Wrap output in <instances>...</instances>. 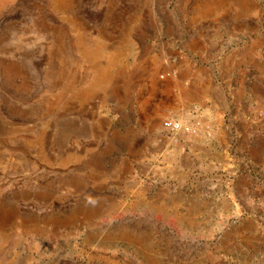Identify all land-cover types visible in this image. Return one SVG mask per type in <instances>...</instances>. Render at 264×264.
I'll list each match as a JSON object with an SVG mask.
<instances>
[{
    "label": "rangeland",
    "instance_id": "rangeland-1",
    "mask_svg": "<svg viewBox=\"0 0 264 264\" xmlns=\"http://www.w3.org/2000/svg\"><path fill=\"white\" fill-rule=\"evenodd\" d=\"M197 1L207 0H73L63 12L49 0L0 7V68L25 54L39 70L29 96L18 88L21 76L0 70V264H150L148 256L159 264H264V71L237 59L253 48L248 60L264 64V0H247L253 12L241 19L230 11L193 26L183 5ZM69 20L84 26L88 41L104 32L120 42L130 27L126 63L159 54L153 79L139 71L128 101L95 95L78 104L69 84L81 87L90 74ZM59 33L68 65L61 78L51 52ZM174 73L205 101L180 104ZM58 93L64 105L53 102ZM169 120L196 129L172 131ZM41 130L47 159L35 143ZM66 152L78 158L60 163ZM125 229L133 239L119 236Z\"/></svg>",
    "mask_w": 264,
    "mask_h": 264
},
{
    "label": "bare ground",
    "instance_id": "bare-ground-1",
    "mask_svg": "<svg viewBox=\"0 0 264 264\" xmlns=\"http://www.w3.org/2000/svg\"><path fill=\"white\" fill-rule=\"evenodd\" d=\"M5 2H6V0H0V7L2 5H5L4 4ZM49 3L57 11L63 12V11L69 10L71 8V6L73 4V0H49ZM43 7H44V5H43ZM183 7L186 8V11H187L186 13H188V14L190 13L189 24L193 25V26L197 25L198 23L204 22L203 20H205L207 18H210V17H213V18H219V17L224 18V17H226L227 14L230 13V11H232V15H233V17L235 19H241L244 16H246L249 12H253V11H251V7L248 5V1L247 0H207V1H197L195 4L185 3L183 5ZM1 8H3V7H1ZM254 9H252V10H254ZM254 13H256V12H254ZM63 14L64 13H62V15ZM98 17H95L96 20L98 19ZM139 17H140V15H139ZM139 17H137V18H139ZM135 18H136V16H135ZM99 19H101V18H99ZM71 20L73 21L74 19H71ZM71 20H69V21L71 22V25L73 26V29H74V31L76 32V35H77L76 36V44H77V47H78V50H79V54H80L81 58L85 61L86 70L90 74V78L88 79V81L86 80L87 83H85L81 87H75L74 84H72V83L69 84V89L71 90V96L78 102V104H84L86 101H88L90 98L94 97L95 95H99V98H100L101 102H104L107 99L109 100L110 98L115 99V100L120 101V102L121 101L123 102L124 100L128 101L129 99L132 98L133 91L136 89L137 84L133 83L134 82L133 79L136 78L137 75H139L138 74L139 71H141V70L145 71V72L148 71L150 76H151V80L153 79L154 71L150 70V65L156 63V61L160 58V56H158L159 54L158 55L157 54H153L152 56H149V58H148L149 60H147L149 63H146L147 61H146V59H144L145 53H143V52L142 53H138L139 56H137L134 59V61H132L130 64L126 63V57H127L128 54L131 53V51L133 49V40H132L131 34H130L131 31L129 29L130 27L127 28V30H124V34L121 36L122 38H121L120 42H119V40H117L118 42L115 41L116 43L110 42V40H111V39L109 40L110 37H108L107 34L105 35L104 32L98 33L97 36L93 40L88 41V39L85 37L86 34H85L84 26H81L80 24H78V22L77 23H75V21L72 22ZM151 23H152V21H151ZM40 27L43 28L44 25L42 24V25H40ZM191 28H192V26H191ZM45 29L46 28L44 27V30ZM100 29H102V27ZM61 40H62V36L59 33L57 35L56 40H55L54 48H52V50H51V52L53 51L55 53L54 55L56 56V59L58 61V65H57L58 66V70L56 68V70H57L56 76L59 77V78H61V76L65 75L66 72H68L67 71V66L68 65L66 63L67 62V58H66V56L64 54V50H63V46H62ZM197 43H199V41L196 39L195 43H193L194 46H196ZM35 45H38V44H35ZM253 54H254V49L252 48V49L240 54L239 58H237V59H239V61H245L247 63V65L249 64V66L253 65V66H256L258 69L264 71V64H262V63H260L258 61H254V60L250 61L251 59L248 60V58L252 57ZM44 58H46V57H44ZM36 59H35V55L33 57H31L30 55L22 54V55H19V59H18L19 62L15 63L13 61V63H11V62L10 63H5V64H2V66L0 68L2 74H3V76L5 78H12L13 80H15L18 76H21L22 80L18 81L17 84H18V88L20 89V92L23 95H25V96L30 94V92H32L31 90L34 88L33 85L35 84V79H34L35 76L39 77V70L37 68L38 65H37ZM21 63H26L25 65L29 67V71H30V73H29L30 75L29 76L26 75V73L24 72V70H23L24 69L23 68L24 65H22ZM77 70H78V68H77ZM168 71H171L170 67L168 68ZM46 72H48V71H46ZM179 75L180 74H178V73L172 74V78H173L172 82H173V85H175V87H176V95L178 97L179 103L180 104L183 103V105H184V103L185 104L188 103V101H190L192 98H195V99H197L200 102H204L205 99H206V96H207L206 93L203 92L202 89H198L194 85H189V86L180 85V82H179V79H178ZM119 79L121 81L120 90H119V87L117 85V83L119 82L118 81ZM63 93L66 94L65 92H63ZM55 99H56V101H53V102H55L56 105H58V104L64 105L65 102H66L65 101L66 99L63 100V94L62 95H60V94L57 95V98H55ZM6 101H7V99H6ZM10 102H11V100H10ZM15 109L18 110L16 107H15ZM22 112H24V111H21V113ZM12 117H15V115H11V118ZM18 120H20V119H18ZM179 125H180V128L182 127V129H181L182 131H184L187 128L186 126H188V130H189V128L191 129L190 131H194L196 129L194 127L196 125H192V124L186 125V124H184L181 121H179ZM15 128L11 127V129H9V130L14 133V131L16 130ZM17 129H19V128H17ZM9 130H8V132H9ZM5 131H3V133ZM8 132H6V133L8 134ZM0 133H1V131H0ZM190 135H192V134L190 132H188L187 134L181 136V138L184 139V142H186V139H189ZM37 138L38 139L35 140L37 142H35V143L38 145L39 152H40L41 156L43 157V159H45V158L47 159L46 154L43 152L44 151L43 150V146H44V143H45V133H44V131L41 130V132L39 133V137L37 136ZM59 138H61V137H59ZM32 140L31 141L29 140L27 142V144L28 145L34 144V142ZM183 146H184V144L180 145V147L178 148L179 152H184ZM176 147H175V151H177ZM77 158L78 157H77V154L75 152H73V153H67L66 152L65 154L63 153V154H61L58 157V161L60 163H64L65 164L68 161H70L72 159L74 160V159H77ZM65 181H67V183H69L68 181H71V180L69 179V180H65ZM73 182L76 184L77 182H79V180L77 178H74V179H72V183ZM42 194L44 195V193H42ZM17 196H19V195H17ZM24 198H26V197H24ZM147 206H148V204H147ZM150 206H153V205L151 204ZM155 209H156V207H155ZM183 221H185V219ZM187 221H189V220H187ZM118 230H120V229H118ZM118 234L122 238H129V239L132 238V235L126 229L119 231ZM138 235H139V237L143 236L142 233L138 234ZM4 238L5 237L2 235V232H1V229H0V248H1V244H2ZM87 238L89 240L92 239V237H87ZM136 240H137V238H136ZM147 258H148L147 259L148 263H150V264H159L156 259H154V258H152L150 256H148ZM0 262H2V261H0Z\"/></svg>",
    "mask_w": 264,
    "mask_h": 264
},
{
    "label": "built area",
    "instance_id": "built-area-1",
    "mask_svg": "<svg viewBox=\"0 0 264 264\" xmlns=\"http://www.w3.org/2000/svg\"><path fill=\"white\" fill-rule=\"evenodd\" d=\"M164 126L167 128V129H170L172 131H176V130H179L180 129V125H179V122H176V121H165L164 122Z\"/></svg>",
    "mask_w": 264,
    "mask_h": 264
}]
</instances>
